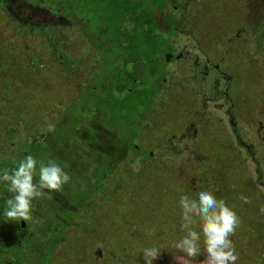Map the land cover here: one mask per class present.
Instances as JSON below:
<instances>
[{
  "label": "rangeland",
  "instance_id": "374dc122",
  "mask_svg": "<svg viewBox=\"0 0 264 264\" xmlns=\"http://www.w3.org/2000/svg\"><path fill=\"white\" fill-rule=\"evenodd\" d=\"M81 103L113 125L101 144L108 129L137 148L84 176L99 188L77 212L0 217V264H145L151 247L153 264H200L202 240L195 260L175 243L179 199L201 190L241 219L236 264H264V0H0V159L30 152Z\"/></svg>",
  "mask_w": 264,
  "mask_h": 264
},
{
  "label": "clouds",
  "instance_id": "9594fccd",
  "mask_svg": "<svg viewBox=\"0 0 264 264\" xmlns=\"http://www.w3.org/2000/svg\"><path fill=\"white\" fill-rule=\"evenodd\" d=\"M53 129L49 124V130ZM69 182V174L55 161L45 164L27 155L15 168L0 170V183H5L12 194L5 201V217L10 221L28 222L32 218L33 202L43 198L45 190L60 191ZM241 199L249 202L247 197ZM179 203L184 235L175 243V248L195 260L201 254L202 240L206 255L200 264H236L239 256L231 239L241 224L236 211L223 199H217L211 190L198 191L196 198L182 195ZM260 211L264 213V207ZM197 224L199 231L195 227ZM160 255L158 247L143 250L145 264H153Z\"/></svg>",
  "mask_w": 264,
  "mask_h": 264
},
{
  "label": "trees",
  "instance_id": "16d2710c",
  "mask_svg": "<svg viewBox=\"0 0 264 264\" xmlns=\"http://www.w3.org/2000/svg\"><path fill=\"white\" fill-rule=\"evenodd\" d=\"M108 79H110V75ZM107 84L108 83L106 81H102L103 87ZM88 106L89 105L81 103V112L80 114L74 113V120L68 118L67 116L64 118L60 116L58 119V123L53 124L54 129L51 131L49 130V133H47L44 137L32 140V146L29 150L30 152L21 153L20 156L18 155L15 162H11L9 158L0 159L8 160L10 165L9 169L15 168L18 164V161L23 160L29 154L35 157L38 161H43L45 163V155L47 152L45 148L46 143H49V145H51V149L49 150L48 155L50 157H56L55 160H58L60 166V162L64 160V164L61 167L65 172H68L69 176L71 177L70 182L65 184L60 191L49 192L48 190H45V196L33 202L34 208L32 212L35 215H40V218L46 217L47 220L48 218H50L52 213L69 215L71 210H73V212H77L83 205L82 203L87 198H89L91 191L99 188V186H93V183H86L84 181V176L86 174H92L93 176L97 172H101L104 173V175H107V173L109 172L108 170L113 167V164L126 158L130 149L137 148L134 147L135 145H131L129 147L127 146V144H124L127 141H125L121 137L122 133L120 132V134L117 130H113V132L111 133L107 129L109 133L106 132L105 141L103 144H101L100 141L102 140L101 138L103 136L100 134V131L102 133L104 128L106 129L108 126L113 125L110 122H104L101 120V118L105 116V112H103L101 108L90 110ZM90 121L93 122V125L95 127L90 125ZM115 124L117 126H114V129L119 127V123L117 121H115ZM117 134L120 135V137L117 136ZM76 138H78V142L76 141ZM74 142L77 143L75 144V146ZM57 148L59 153H56ZM63 149L65 150V155L61 153ZM84 153L89 158L95 157L96 161L94 162V165H96V170L89 169L87 171V157L83 156ZM51 158L52 161H54V158ZM97 160L100 161L97 162ZM36 180L38 181V176L36 177ZM92 180H95L94 177L92 178ZM81 183H84V185H82ZM73 184H77L80 187L71 189V186ZM67 191H71L73 193L72 197L66 196L64 192ZM82 194L84 195L81 197ZM11 195H8V193L3 194L1 199L2 202H5ZM71 198L74 199V205H72L70 202ZM71 205L73 206V208L71 207ZM43 208H46L49 213L44 211L41 212V209ZM4 209L5 208L2 207V210L0 211L1 218H4L3 216H5ZM71 224L75 225V222L72 220V222L67 225ZM20 229L24 230L27 228H23V226H21V228L19 227L18 230ZM30 236L31 234L29 233L27 239L30 238Z\"/></svg>",
  "mask_w": 264,
  "mask_h": 264
},
{
  "label": "flooded vegetation",
  "instance_id": "af4514ba",
  "mask_svg": "<svg viewBox=\"0 0 264 264\" xmlns=\"http://www.w3.org/2000/svg\"><path fill=\"white\" fill-rule=\"evenodd\" d=\"M167 55H168V59H169V56H171V55H173V54H170V53H169V54H167ZM194 132H195V131H194Z\"/></svg>",
  "mask_w": 264,
  "mask_h": 264
},
{
  "label": "water",
  "instance_id": "95a60500",
  "mask_svg": "<svg viewBox=\"0 0 264 264\" xmlns=\"http://www.w3.org/2000/svg\"><path fill=\"white\" fill-rule=\"evenodd\" d=\"M24 222V221H23ZM23 222H21V226H23L24 225V223Z\"/></svg>",
  "mask_w": 264,
  "mask_h": 264
}]
</instances>
